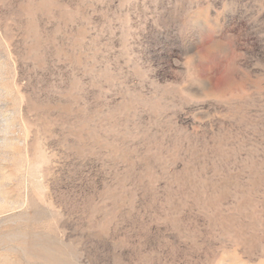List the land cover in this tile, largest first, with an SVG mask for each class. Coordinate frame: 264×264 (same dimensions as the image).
Returning a JSON list of instances; mask_svg holds the SVG:
<instances>
[{
    "label": "rangeland",
    "instance_id": "rangeland-1",
    "mask_svg": "<svg viewBox=\"0 0 264 264\" xmlns=\"http://www.w3.org/2000/svg\"><path fill=\"white\" fill-rule=\"evenodd\" d=\"M0 264H264V0H0Z\"/></svg>",
    "mask_w": 264,
    "mask_h": 264
}]
</instances>
